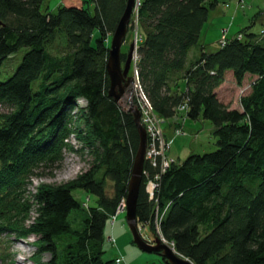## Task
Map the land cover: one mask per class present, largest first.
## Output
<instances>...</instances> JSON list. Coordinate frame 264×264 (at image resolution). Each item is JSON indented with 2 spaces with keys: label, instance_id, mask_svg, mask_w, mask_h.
Here are the masks:
<instances>
[{
  "label": "trees",
  "instance_id": "trees-1",
  "mask_svg": "<svg viewBox=\"0 0 264 264\" xmlns=\"http://www.w3.org/2000/svg\"><path fill=\"white\" fill-rule=\"evenodd\" d=\"M45 1L0 0V68L22 56L0 80V238L33 237V264H119L103 259L105 229L126 198L139 139L132 115L108 96L105 65L127 0H91L93 12H42ZM139 1L130 25L141 91L163 126L201 118L215 142L213 152L173 161L159 174L153 200L145 185L159 170L144 162L136 222L192 264H264V23L252 29L264 14L229 39L223 30L216 50L200 47L189 62L218 0ZM234 9L244 11V0ZM227 73L238 87L251 79L241 110L217 97ZM138 101L136 94L131 104ZM67 152L86 153L89 170L31 193V180L59 169ZM75 191L93 202L77 201Z\"/></svg>",
  "mask_w": 264,
  "mask_h": 264
},
{
  "label": "rangeland",
  "instance_id": "rangeland-1",
  "mask_svg": "<svg viewBox=\"0 0 264 264\" xmlns=\"http://www.w3.org/2000/svg\"><path fill=\"white\" fill-rule=\"evenodd\" d=\"M230 1V2H229ZM236 0H218L217 9L214 12H210L209 20L205 25L198 46L192 48L189 52V62L193 61L200 50V47H204L206 51H214L217 48V42L221 37L223 30L226 31V36L228 39L231 38L237 31L244 27L250 26V20L252 16L258 14H264V0H244L246 9L244 11H238L235 13L234 2ZM230 3L229 9H224V3ZM70 7V6H87L90 11L93 12V4L91 0H47L42 5V12L49 10L51 12H56L58 7ZM264 18V17H263ZM260 23L252 27L254 32H257L260 28ZM130 25L128 28L129 35L126 36L125 44L122 45L121 51L125 53L127 51V45L134 38L135 28ZM21 54L16 56V58L7 60L3 63L0 68V80H5L8 76H11L16 67L18 66ZM130 76V72L128 74ZM251 84L250 78H245L241 87H238L231 73L225 75V80L223 84L217 91V97L221 103L228 106L231 109L241 110L239 100L242 96L246 95L249 91V85ZM129 86L124 97L119 101V106L121 109L127 111L129 107L128 100H133V97L137 94V89ZM132 105V104H131ZM82 106V102H78L77 108ZM178 128H182L183 134L175 135V129L172 126L166 124L162 125L163 131L167 141L170 142V148L167 152V156L176 161L182 163L191 154H207L214 151V138L212 135V126L208 121L202 120H191L187 117L179 121ZM168 125V126H167ZM69 142L75 146V140L71 138ZM63 163L59 169L52 171L51 175L41 176L33 178L31 180V186L29 191L32 193L35 191L39 184H63L75 179L80 174L86 173L90 168L91 158L85 153V155L76 154L73 152H67L63 155ZM75 199L79 202L87 201L89 197L90 202H93V198L82 191H75L73 193ZM139 233L142 232V238L146 241L152 242L154 236L149 233L148 229L145 230L144 227L137 224ZM110 237L113 242H108L107 238ZM166 242L163 238H161ZM9 241L6 237L0 238V256L8 255L7 262H2L0 264H33L31 257L35 252V248L32 246L35 239L33 237L27 239H20L16 241ZM104 255L103 259L114 260L122 259L124 264H161L162 258L157 254H148L140 251L132 241L131 232L127 226L125 211L120 213L116 220L110 224H107L105 229V243H104ZM47 256L43 257V261L47 260Z\"/></svg>",
  "mask_w": 264,
  "mask_h": 264
},
{
  "label": "water",
  "instance_id": "water-1",
  "mask_svg": "<svg viewBox=\"0 0 264 264\" xmlns=\"http://www.w3.org/2000/svg\"><path fill=\"white\" fill-rule=\"evenodd\" d=\"M135 6V0H127V4L110 37L107 60L105 65L106 74L109 80L108 96L116 103L124 97L132 84L129 77L131 57L134 52V43L128 45V50L123 60L121 47L125 43L131 15ZM0 22V26H1ZM133 117L135 127L138 132L139 145L132 164L130 179L127 186V194L124 202V211L127 226L132 235L134 245L142 252L157 254L169 264H192L187 259L177 255L166 245L160 237L156 236L151 243L146 242L140 236L136 222V204L142 181L144 153L146 144V134L139 123L140 113L131 104L127 110Z\"/></svg>",
  "mask_w": 264,
  "mask_h": 264
},
{
  "label": "built area",
  "instance_id": "built-area-1",
  "mask_svg": "<svg viewBox=\"0 0 264 264\" xmlns=\"http://www.w3.org/2000/svg\"><path fill=\"white\" fill-rule=\"evenodd\" d=\"M140 5V1L137 0L136 4H135V8L133 10V16L136 19L137 17V10L138 7ZM238 39H240V36H237ZM137 54L135 55L134 58V66H133V75L134 78L132 77V83L135 84L136 82V87L138 89V91L141 93V97H142V101H140V106H138V111L140 113V123L142 125V127L146 130L147 136H148V140H149V145H153L154 143L158 144L159 146H161L163 148V151L161 153H153L152 149H147L146 150V154L144 155V160L147 163L148 166H152V167H158L159 168V172L152 177L151 179H148L145 185V191L146 194L148 195V198L150 200L154 199V195H155V191L158 188V177L159 174L164 173L169 166L171 165V163L173 162L172 159H170L167 156V152L170 148V142H168L164 136V131H163V121L161 119H159L157 116H155L150 104L148 103L147 99L145 98L143 92L141 91L140 87H139V81H138V72H137V66H136V61H137ZM129 104H131V100H128ZM178 111H180L181 113H185L187 111V105L186 104H182ZM182 122H184V118H182ZM174 134L180 135L182 134L181 130L176 129ZM143 176L148 177L147 173L145 171H143ZM123 201L121 202V204L119 205L118 209H117V214L123 211ZM114 219V218H112ZM158 211L157 209L155 210V228L158 232ZM117 263H120L121 260L117 259L116 260Z\"/></svg>",
  "mask_w": 264,
  "mask_h": 264
},
{
  "label": "bare ground",
  "instance_id": "bare-ground-1",
  "mask_svg": "<svg viewBox=\"0 0 264 264\" xmlns=\"http://www.w3.org/2000/svg\"><path fill=\"white\" fill-rule=\"evenodd\" d=\"M136 48V47H135ZM135 55H136V50L134 49V52H133V54H132V57H131V62H130V70H129V72H130V76L129 77H133L134 78V75H133V66H134V58H135ZM132 85H133V87L134 88H136L137 89V87H136V82H135V84L134 83H132ZM131 86V85H130ZM140 87V86H139ZM135 89V90H136ZM128 90V89H127ZM137 92L139 93L138 94V97H139V101H138V104H137V106L136 107H134L133 105H132V107H134L136 110H139L138 109V106H140V105H142V104H140V101H142L143 99H142V97H141V93L138 91V89H137ZM82 102V101H81ZM139 123H140V119H139ZM140 125H141V123H140ZM142 126V125H141ZM144 129V128H143ZM179 130H181V132H182V128H178ZM176 130V129H175ZM144 131H145V134H146V144H145V153H144V155L146 154V150L147 149H152V152L155 154V153H161L162 151H163V148L161 147V146H159L157 143L155 144H153V145H149V140H148V136H147V133H146V130L144 129ZM182 134H183V132H182ZM164 136H165V132H164ZM165 138H166V136H165ZM167 140V139H166ZM169 142V141H168ZM138 145H139V141H138ZM137 150H138V147H137ZM137 150H136V153H137ZM169 151V150H168ZM135 156H136V154H135ZM134 159H135V157H134ZM172 161H174V160H172ZM133 162H134V160H133ZM144 162H145V160H144ZM152 167V166H151ZM152 168H154V167H152ZM154 169H158L159 170V168L158 167H155ZM150 200V199H149ZM119 207V206H118ZM118 209V208H117ZM116 212H117V210H116ZM122 212H124V210L122 211ZM122 212H120V213H122ZM120 213H116L115 215L117 216V215H119ZM116 220V219H115ZM138 229V228H137ZM138 232H139V230H138ZM140 234V233H139ZM166 245H168L170 248H172V245L171 244H169V243H166V242H164Z\"/></svg>",
  "mask_w": 264,
  "mask_h": 264
}]
</instances>
